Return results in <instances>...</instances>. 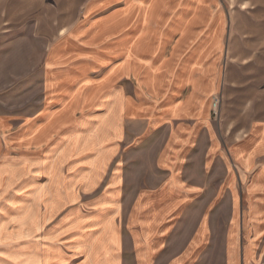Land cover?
<instances>
[{"label":"crops","instance_id":"0c3cea01","mask_svg":"<svg viewBox=\"0 0 264 264\" xmlns=\"http://www.w3.org/2000/svg\"><path fill=\"white\" fill-rule=\"evenodd\" d=\"M128 1L111 22L121 14L126 21ZM137 1L150 2L140 49L155 50L137 60L138 76L125 54L123 85L108 80L99 103L105 109L89 127L76 124L52 143L45 136L50 123L44 124L42 161L55 164L31 159L18 174L0 168V207L27 210L29 225L22 249L19 242L11 251L0 245L10 251L0 254V264H212L213 205L228 225L226 264L264 257V118L255 107L241 115L236 107L222 109L225 117L214 118L213 97L224 86L227 18L218 35L211 24L198 37L189 17L199 0H171L183 4L166 27L159 21L166 0ZM49 117L45 111L39 120ZM38 121L27 125L34 134ZM25 190L28 205H16Z\"/></svg>","mask_w":264,"mask_h":264},{"label":"rangeland","instance_id":"374dc122","mask_svg":"<svg viewBox=\"0 0 264 264\" xmlns=\"http://www.w3.org/2000/svg\"><path fill=\"white\" fill-rule=\"evenodd\" d=\"M128 2L0 0V168L18 174L29 170L31 159L55 164L42 161L45 136L53 143L62 134L75 131L76 124L85 129L91 125L92 116L105 109L99 108V103L107 98L108 80L113 77V84L123 85L125 54L131 55L132 73L138 76L137 60L155 53L150 48L141 51L139 46L141 40L145 41L143 9L150 2L132 0L126 21L121 14L111 22L110 17L123 13ZM182 4L171 0L159 3L164 12L159 19L163 27ZM194 4L195 11L189 19L198 37L211 24L218 35L226 18L228 23L227 50L222 58L223 93L213 97V103L219 100V113H213L215 120L220 122L225 117L220 111L230 113L231 107H236L240 115L247 110L244 107H255L260 113L258 118H264V0H199ZM45 111L50 113L49 119L39 120ZM242 120L238 127L241 132L247 125L246 117ZM37 121L39 129L34 134L27 125ZM45 123H50V128L44 136ZM52 165L47 169H54ZM133 175L136 173L132 181L138 182L140 178ZM17 202L16 205H28L26 190L19 194ZM1 207L0 245L5 244L11 251V246L19 242L22 249L28 241L29 225L24 218L28 211H3ZM221 213L220 205H213L212 264H226L223 241L228 225L220 223ZM10 251L0 250V254ZM10 262L8 259L2 264ZM256 264H264V257Z\"/></svg>","mask_w":264,"mask_h":264},{"label":"built area","instance_id":"2783aa9c","mask_svg":"<svg viewBox=\"0 0 264 264\" xmlns=\"http://www.w3.org/2000/svg\"><path fill=\"white\" fill-rule=\"evenodd\" d=\"M213 109H214V113H215V115L217 116L218 113H219V100H216V101L213 103Z\"/></svg>","mask_w":264,"mask_h":264}]
</instances>
